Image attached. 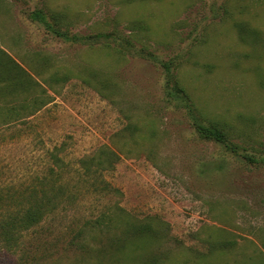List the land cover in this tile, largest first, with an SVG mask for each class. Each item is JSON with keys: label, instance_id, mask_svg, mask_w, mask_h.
Here are the masks:
<instances>
[{"label": "rangeland", "instance_id": "1", "mask_svg": "<svg viewBox=\"0 0 264 264\" xmlns=\"http://www.w3.org/2000/svg\"><path fill=\"white\" fill-rule=\"evenodd\" d=\"M5 53L51 102L0 145L1 179L49 151L76 164L107 145L119 160L102 176L120 192L87 198L17 249L0 241V264H264V0H0ZM82 78L116 83L115 100ZM115 203L168 223L166 238L122 256L72 245Z\"/></svg>", "mask_w": 264, "mask_h": 264}, {"label": "trees", "instance_id": "2", "mask_svg": "<svg viewBox=\"0 0 264 264\" xmlns=\"http://www.w3.org/2000/svg\"><path fill=\"white\" fill-rule=\"evenodd\" d=\"M34 14L38 16V13ZM46 25L48 28L54 27L58 35L64 34L51 20L46 21ZM126 51L122 49L124 55ZM0 59L1 145L19 137L21 126L28 124V118L51 102V97L47 95V89L9 55L5 53ZM165 70L173 79H177L173 77L168 64H165ZM51 79L42 80L52 88ZM82 79L99 93L115 100L114 92L111 91V95L107 90L112 85L111 88H115L116 83ZM175 82L177 86L178 81ZM178 89L184 88L179 86ZM125 128L132 138L140 132V126L135 123H129ZM211 133L219 141L226 138V132L220 126H212ZM118 160L117 152L107 145L79 158L76 164L65 161L55 151H49L48 159L40 167L19 180L0 177V241L8 248L17 249L30 232L41 237L43 231L60 223L70 211L80 208L87 198L99 200L100 197L118 194L119 189L111 186L102 176L103 171L114 168ZM168 229V223L161 219L133 217L128 210L115 203L97 216L86 218L72 236L71 243L82 248V252L86 249L96 253L110 251L122 256L131 247L134 248L137 241L166 238ZM77 237L79 240L75 241ZM143 262L152 264L155 261L148 259Z\"/></svg>", "mask_w": 264, "mask_h": 264}]
</instances>
